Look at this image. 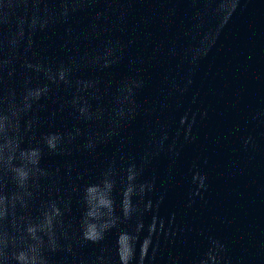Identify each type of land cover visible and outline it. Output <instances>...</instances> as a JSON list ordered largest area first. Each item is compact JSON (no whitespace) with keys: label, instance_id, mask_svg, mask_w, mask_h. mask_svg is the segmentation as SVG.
<instances>
[{"label":"water","instance_id":"water-1","mask_svg":"<svg viewBox=\"0 0 264 264\" xmlns=\"http://www.w3.org/2000/svg\"><path fill=\"white\" fill-rule=\"evenodd\" d=\"M0 264H264V0H0Z\"/></svg>","mask_w":264,"mask_h":264}]
</instances>
